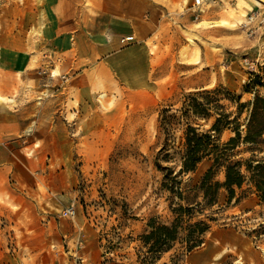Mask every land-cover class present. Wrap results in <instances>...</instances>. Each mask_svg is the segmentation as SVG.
I'll use <instances>...</instances> for the list:
<instances>
[{
  "label": "rangeland",
  "instance_id": "1",
  "mask_svg": "<svg viewBox=\"0 0 264 264\" xmlns=\"http://www.w3.org/2000/svg\"><path fill=\"white\" fill-rule=\"evenodd\" d=\"M258 1L212 0L197 21L190 10L193 0H182L168 10L167 33L157 40L158 44L149 43L155 56L156 88L147 95L118 92L107 96L103 91L99 109L110 117L103 131L94 137H81L79 116L69 122L72 139L82 153L75 155L72 168L75 183L71 202L56 221L80 219L93 230L94 245L88 253L95 260L93 264H264V234L260 233L264 205L248 184L231 204L226 191L221 190L218 205L184 216L183 229L197 222L210 226L202 243L193 250L189 251L183 242L186 233L180 234L171 250L158 255L145 242L152 221L156 226H172L177 219L174 208L204 204L196 189L212 165L206 160L193 173L180 172L178 153L184 127L177 126L164 135L162 111L170 109L175 114L188 94L216 88L248 103L255 95L246 87L256 78L264 84V0ZM43 7L44 0H0V55L7 52V56H0V64L6 63L9 68L5 73L6 69L0 67V105L19 108L25 118L32 116V121L39 112L56 111L58 115L64 97L76 99L75 94L63 93L61 82L65 79L57 75L58 70L34 75L36 82L31 79L33 72L51 69L59 62L43 41L42 27L47 20ZM15 52H19L17 71L9 66L15 63ZM54 80L57 82L52 87ZM253 91L264 96V87ZM75 108L71 106L72 113ZM230 137V132L224 133L222 142ZM243 149L237 148L235 161L248 156ZM175 177L180 183L177 188L171 181ZM224 180L221 172L214 178L215 182ZM166 184L183 191L186 201L168 190ZM70 207L76 215L64 217L63 212ZM10 209L0 217V264H24L22 255L32 250L22 248V228L33 224V219L19 212L32 211ZM54 246L52 264H67V255L62 253L70 252L68 257L75 264H90L83 234H77L75 243ZM206 252L210 263L205 259Z\"/></svg>",
  "mask_w": 264,
  "mask_h": 264
},
{
  "label": "crops",
  "instance_id": "2",
  "mask_svg": "<svg viewBox=\"0 0 264 264\" xmlns=\"http://www.w3.org/2000/svg\"><path fill=\"white\" fill-rule=\"evenodd\" d=\"M181 3L182 0H44L47 20L42 27L43 41L59 62L51 69L33 72L31 79L36 82V75L58 70L57 75L65 79L61 82L63 93L75 94L76 99L64 97L63 110L58 115L56 111L39 112L33 121L32 116L25 118L19 108L0 105V217L8 214L10 207L32 211L19 212L33 219V224L22 228V248L32 250L29 255H20L26 264H52L54 245L75 243L78 233L87 240L88 261L95 262L88 255L94 245L93 230L80 219L56 221L71 202L75 183L72 168L75 155L82 153L72 139L69 122L79 116L81 137H94L103 131L110 117L99 109L103 91L107 96L118 92L147 95L156 88L155 56L149 43L158 44L157 40L167 33L168 10ZM127 37H134V41L122 43ZM12 55L15 63L9 66L15 68L10 70L17 71L19 52ZM0 56H7V52ZM0 67L9 73L8 64L1 63ZM56 82L50 85L55 87ZM72 105L77 108L73 113ZM62 254L67 255V264H75L68 257L71 252ZM205 254L210 263L209 253Z\"/></svg>",
  "mask_w": 264,
  "mask_h": 264
},
{
  "label": "trees",
  "instance_id": "3",
  "mask_svg": "<svg viewBox=\"0 0 264 264\" xmlns=\"http://www.w3.org/2000/svg\"><path fill=\"white\" fill-rule=\"evenodd\" d=\"M256 87H264L260 78L246 87L248 93L255 95L248 103H241L240 97L223 88H216L188 94L181 109L175 114L170 109L162 111L161 130L164 135L177 126L184 127L182 149L178 153L180 172L193 173L206 160L212 165L196 189L202 194L204 204L174 208L173 213L177 219L172 226H156L155 221H152V231L145 236V242L151 245L152 253L158 255L171 250L181 233H186L183 242L189 251L198 247L210 226L205 222H197L183 229L184 216L218 205L221 190L226 191L231 204L237 198V192L248 184L264 205V96L253 91ZM209 123V128H205ZM226 132H230L232 137L222 142ZM239 147H243L242 152L248 156L235 161V151ZM220 172L225 176L223 183L214 181ZM171 181L175 182L176 188L180 184L176 177ZM165 187L177 194L180 200L186 201L183 191H175L169 184ZM239 202L240 199L237 200ZM211 221L215 219L211 218ZM263 231L264 225L260 233L264 234Z\"/></svg>",
  "mask_w": 264,
  "mask_h": 264
},
{
  "label": "built area",
  "instance_id": "4",
  "mask_svg": "<svg viewBox=\"0 0 264 264\" xmlns=\"http://www.w3.org/2000/svg\"><path fill=\"white\" fill-rule=\"evenodd\" d=\"M212 0H193L192 6L190 10L192 11L193 18L195 20H199L201 15L205 13L207 6L210 4ZM134 37H127L122 39V43L133 42ZM76 215V211L73 207L66 209L63 212L64 217L72 218Z\"/></svg>",
  "mask_w": 264,
  "mask_h": 264
},
{
  "label": "bare ground",
  "instance_id": "5",
  "mask_svg": "<svg viewBox=\"0 0 264 264\" xmlns=\"http://www.w3.org/2000/svg\"><path fill=\"white\" fill-rule=\"evenodd\" d=\"M256 3H258L259 4V1L258 0H254Z\"/></svg>",
  "mask_w": 264,
  "mask_h": 264
}]
</instances>
